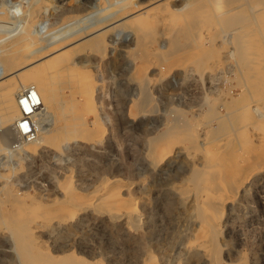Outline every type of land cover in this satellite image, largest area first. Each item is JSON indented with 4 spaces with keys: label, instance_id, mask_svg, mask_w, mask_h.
<instances>
[{
    "label": "rangeland",
    "instance_id": "1",
    "mask_svg": "<svg viewBox=\"0 0 264 264\" xmlns=\"http://www.w3.org/2000/svg\"><path fill=\"white\" fill-rule=\"evenodd\" d=\"M105 1L0 0V17L3 15V17L8 18L7 21L0 22V73L8 69L10 70L9 73H13L19 70L20 67H25L30 63L29 61H18L10 55L12 42L20 34H25L24 36L27 39L29 38L28 41L44 39L46 42L48 41L47 43L57 42L59 38L60 40L63 38L71 39L75 36L84 35L85 38L77 41L76 44H80V42L82 44L87 43V40L93 38L94 35L93 37L92 35L87 37V33H83L85 29L104 21L115 13L116 8L114 4L111 5V0L109 2ZM148 1L130 0V2H138L139 5H145ZM182 1L184 2V0H169V2L165 0L162 3L161 1L157 3L164 6L175 3L177 4L175 6L176 11L180 12L176 13L175 16L167 12L164 25L155 22L152 27L142 31L145 45L150 48H157L159 46L158 41H160L162 33L165 32L166 38L162 45L167 48L173 38L178 35L177 31L186 28L187 19L182 13H187L194 5L191 4L193 3L192 0H188V2L185 0L184 3ZM216 1V5L225 9L228 3L235 0ZM206 2L207 0H201L199 6L204 5L207 7H204L205 11L211 13L213 11L212 7L216 8L215 3L212 6L208 2L207 6ZM180 3L183 5V10ZM186 3L187 7L185 6ZM248 7L255 14L258 10L264 9V2L250 0ZM248 7L246 5L243 10L237 13L238 17H244L245 23L250 22L254 16H251L253 13L249 12L251 9L249 10ZM222 8L220 9L223 10ZM154 12L160 13V9ZM217 13L220 14L219 9ZM220 16V19L230 17V15ZM125 21L122 20L119 24H116V29L108 33L106 41V44H108L107 47H104L103 52L97 50L92 44H86L75 52V61H84L79 65L80 69L89 74L88 79H85L86 82L79 75H75L74 71L68 72L65 75L66 77L51 79L54 87L59 89L57 103V106H59L58 108L54 106V112L58 113L61 108L74 103L77 105V114L80 113L86 118L85 128L87 131L90 130V136L70 131V128L66 126L69 120L62 119L54 125V133L47 138L48 141L56 144L58 148L55 146L47 149L40 146L37 152L28 154L20 148L21 142L23 143L24 140L17 138L14 131L16 124L0 125V216L4 220L10 218L9 212L12 210L13 214L14 206L27 205L36 207V209L41 208V210H38L39 212L35 210L36 212L34 211L35 213L31 215V217L36 218L34 225L41 226L39 233H37V243L52 253L56 244L55 240H58L56 238L60 235L55 234L56 232L53 234V226L51 225H53L54 218L63 213L60 210L62 207L71 208V202L69 204L65 200L67 196L73 193L79 199L76 201L79 205L75 206L74 209L72 208L76 218L85 213L97 215L96 208L99 201L97 199L95 201V197L102 196L105 182L114 179L113 181L117 180L114 189L123 204L119 206L112 202L110 204L112 207L106 209V217L108 216L111 219L112 214L109 215V210L113 211L114 216L119 217L117 220L121 223H119V234H117L119 236L117 247H119L118 250L128 254L131 253L132 256L129 255L132 264L149 261L148 257L157 264H210L209 257L202 253L199 246L200 240L197 236L199 225L195 213L196 209H193L195 204L191 197L188 198L189 194L185 185L191 178V171L186 165V160L183 156L172 153L170 158L163 163L164 165L156 166L152 163V159H149V139L167 132L169 128L165 123H168L179 110H188L187 103L192 99H197V97L202 101L205 100V97L208 99L202 108H199L202 111H209V106H219L222 102H235L239 105H250V102H252L251 105H254L255 99L250 97L257 90L256 86L244 81V76L240 77L241 73L237 74L239 73L237 60L235 56L232 57L233 51L230 53L231 49L233 50L236 46L235 40L240 29L236 27L229 28L231 31L228 32L236 36L234 40L227 43L222 42L221 37L218 38L223 31H226L222 29L221 24H204L201 41H204L203 43L209 47L208 40L215 39L213 40L215 41L213 43L214 47L211 49L212 64L215 71L211 75L210 81L203 80L202 83V80H199L200 94L193 93V86L188 87L189 82L186 81L182 71L175 70L165 75V77H159L156 76L158 70L154 69L147 74L149 77H154L150 89L152 98H154L151 104L152 107L148 108L149 113L148 110L131 112V105H135V102L140 99V89H138L136 83L134 69L139 68L137 66L142 62L140 57L144 50L135 51L131 54L128 52L129 49L135 47V41L139 33L131 27L132 25L130 28L128 24L123 25ZM218 27H221L219 28L220 31ZM166 32L169 34H166ZM34 38L35 40H33ZM170 38L171 40H169ZM216 38L219 40H216ZM180 41L183 42L181 36L179 37ZM7 44L11 46L7 47ZM189 57L188 64L190 65L189 62L193 61V56ZM9 62L11 63L9 64ZM62 67L63 65L57 64L54 68H48V71L52 73ZM84 84H88L93 91L94 106H90L93 110L90 107V110H86L79 103H84V98L81 95V86ZM91 110L95 111L100 117L106 115L110 117V121L107 119L99 126L104 130L102 135L95 134L94 136L97 126L93 122L94 115ZM261 112L264 114V104L261 106ZM251 115L254 117L252 118ZM251 115L250 118L255 124H251L250 119L251 122L249 121V123L251 125L248 124L245 132L246 141H248L245 161L246 189L248 191L247 194L245 191L241 193L234 203L235 206L233 205L232 209L227 211L226 217L228 219L226 218V227L222 233L224 235L221 234L219 239L220 261L223 264H264V118H259L256 113ZM42 116H37L40 119L39 127H45L42 130L47 131L50 123V127H53V119L47 115ZM61 133H64L65 140L57 143V140H59L58 135ZM25 143L27 142L25 141ZM179 178L180 180H177ZM173 186L176 187L177 192L172 189ZM66 192L67 195H65ZM183 197L184 200L181 199ZM127 199L135 200L136 204L134 203L133 206V203L128 202ZM57 202L60 203L57 204ZM59 206L60 208L55 212V215L50 214L49 211L52 208ZM81 206L87 207L88 210H79ZM130 207L138 213V216L140 215L137 220L138 227L135 225L137 221H131L127 214H124L132 210ZM35 214L38 218L33 216ZM49 219L53 220L50 222ZM9 233L10 231L8 232L4 224H1L0 264H21L22 262L17 257L15 248L13 249V239L9 236L11 235ZM87 234V241L89 240L91 243L102 236V233L94 226L87 228ZM142 236L144 237L143 240ZM103 238L105 237L103 236ZM129 238L131 239L127 243L125 240ZM59 241L67 242L68 240L60 238ZM129 244L131 249L133 248L131 252H128L130 251ZM104 246L97 249V259H100L103 264H108L107 255L105 254L111 248ZM185 246L189 248L193 246L194 249L189 250ZM182 248H184V251ZM78 251L77 246H74L71 250L72 253ZM133 251L135 252L132 253Z\"/></svg>",
    "mask_w": 264,
    "mask_h": 264
},
{
    "label": "bare ground",
    "instance_id": "2",
    "mask_svg": "<svg viewBox=\"0 0 264 264\" xmlns=\"http://www.w3.org/2000/svg\"><path fill=\"white\" fill-rule=\"evenodd\" d=\"M106 1L109 2L110 0ZM160 1L162 3V1L165 0H149L145 5H139L138 2H130V0H111V5L113 6L114 4L116 8L115 13L110 15V17L104 21L85 29L83 33H87V37L91 35L92 37L94 35V37L91 39L89 38L85 44L80 42L81 45L76 43L77 41L85 38L84 35H79L78 37L75 36L71 39H64L62 37V40L59 38L57 42L53 40V43H47L48 41L46 42L44 39L35 40V38L33 39L35 41H28L29 38L27 39L26 36H24L25 34H20V36H18V38L14 39L12 42L13 45L10 49V55H12L18 61H29L30 63H27L28 65L25 67H20L21 69L19 68V70H16L13 73H9V69L5 70L3 73H0V125H6L9 123L13 125L17 124L21 118L19 96L25 90L32 87L38 91L42 104V106L39 108L37 116L47 115L49 118H52L53 127H50L51 123L49 124L50 126L48 125L49 127L47 126L49 128L47 131L42 130V128L45 127H38L37 135L34 140L28 141L25 139L23 143L21 142V145H24L22 147L20 145V148L22 151H24V153L33 154L38 151V147L40 146L41 148L47 149L48 147L53 148L55 146L58 148L56 144L48 141L47 138L52 133H54V125L62 119H65L66 121L69 120L66 126L70 128V131L81 133L85 136H90V130L87 131L85 128L86 118L80 113L77 114V105L74 103L61 108L58 113H56V111L54 112V106H57L58 103L59 89L54 87L53 83H51V79L66 77L65 75H67L68 72L70 73V71H74L75 75H79L81 79L86 82L85 79H88L89 74L88 72L82 71L80 69L79 65L84 63V61L76 62L74 59L75 52L86 44H92L97 50L103 52L104 47H107L108 44H106L108 33L111 32V30H115L116 24H119V22L122 20H126L123 25L128 24L129 28L132 25L131 27H133L139 33L135 41V47L133 49H129L128 52L131 54L135 51L144 50L140 57L142 62L139 66H137V68H139L134 69L135 74L132 73L136 76V83L138 84V89H140V99L135 102V105H131V112H144L151 106L154 97L152 98L150 89L151 82L154 80V77H149L147 74L154 69L158 70L159 74L156 72V76L159 77H165V75L175 70L182 71L186 81L189 82L188 87L193 86V93L200 94L199 80H202V83L203 80L210 81L211 75L215 71V68L212 64L213 55L211 53V49L214 47L213 43L215 42L213 40L215 39L212 40L211 38V40L209 39L210 41L208 40L207 43H209V47L203 43L204 41H201V35L204 31L202 28L204 27V24H221L222 29L226 30L227 32L222 30L223 33L221 32L222 34H220L221 36L218 38L220 39L221 37L222 42L224 41L227 43L228 41L234 40L236 36L228 32L230 30L229 28H239L240 31L238 37H236L235 40L236 46L233 50L231 49L230 53L233 51V55H230H232V57L235 56L237 60V66L239 69L238 70L236 68L239 71L237 74L239 75L241 73L242 75H240V77L244 76V81L256 86L257 90H255L254 95L250 97L255 99L254 105H251V99L248 98L250 99V105H239L235 102H222L219 106H209V111H202L199 108H202L208 99L205 97V100L202 101L197 97L198 101L195 98L187 103L188 110H179V112H176L175 116H173V118L168 123H165L169 128L168 131L166 130L167 132H163V134L160 133L161 135L159 134L156 135V137L149 139V155L151 157H149V159H152V163L156 166L166 162L172 153L181 155L186 160V165L189 171H191V178H189L185 185L189 194L188 198L191 197L195 204L193 209H196L195 213L197 214L196 218L198 219L199 230L197 236L200 240V249L205 256L209 257L210 264H223L220 261L221 248L219 246V239L221 234L224 232V228L226 227L225 222L227 218V211L232 209L236 199L241 193H244L245 191L247 194L248 191L246 189L247 176L245 167L248 141H246L245 132L248 124H253V120L250 118L252 113H256L259 118H264V114L261 112V106L264 104V9L258 11L256 10L257 12L254 14L252 9L248 7V2L250 0L231 1L228 3L225 9L216 5V0H207L206 5L208 2H210L212 6H214V3L216 6V8L212 7L213 11L210 13V11H205V8L207 7L204 5L199 6L201 0H192L193 3H189L193 4L194 7L191 10H188L187 13H182V15L187 19L186 28L180 29L178 31L175 29L178 35L173 38V40L170 42L171 44L167 48L166 46L162 45L166 38L165 32L163 31L164 33H162L163 35L160 38V41H158L159 46L157 48H150L148 45L144 44V35L142 34V31L152 27L155 22L160 25H164L167 12L174 16L176 13L180 12L176 11L175 9L177 4L171 3L169 6L157 4ZM166 1L169 2V0ZM184 2L186 1L184 0ZM261 2H264V0H261ZM246 5L249 10L251 9L249 12L253 13L251 16L254 15L252 20L247 23L244 22V17L237 16V13H239L240 10H243ZM185 6L187 7V3ZM180 7H182L183 10V5ZM159 9L160 13L154 12L155 10ZM218 9L220 14L217 13ZM244 12L243 15L245 14ZM220 15H230V17L220 19ZM7 20L8 18L3 17V15L0 17V22H5ZM221 27H218V29ZM172 30L174 31V29ZM220 30L221 29H219V31ZM167 33L168 32H166V34ZM180 36L183 38V42H179ZM171 38L169 40H171ZM219 39L216 38V40ZM9 46L11 45H8L7 47ZM189 56H193V61L189 62L190 65L188 64V59L190 58ZM10 63L11 62H9V64ZM57 64H61L63 67L50 73L48 68H54ZM242 86L244 85L242 84ZM81 87V95L84 98V103H79L87 110L90 106H94L92 99L93 91L88 84H84ZM250 94L252 95V93ZM58 106L56 108H58ZM90 109L93 110L91 107ZM92 112L94 115L93 122L97 126L94 136L95 134L102 135L104 130L99 126H101L107 119L110 121V117L108 115L100 117L95 113V111ZM250 119L252 121L251 124L249 123ZM38 121L40 124L39 118ZM58 139L59 140H57V143L59 141H64V133L59 134ZM25 141L27 143H25ZM113 180L105 182V184L103 182L102 185L104 184L105 187L103 188L104 192L102 196L95 197V201L96 199L99 201L97 202L98 205L96 210L100 215H96L94 213H85L83 215L80 214L81 216L76 218L72 208L74 209L75 206L79 205V203L76 202L79 199L73 193L67 196L65 200H67L68 203L71 202V204L69 203L71 208L62 207L60 210L63 213L54 218L56 221L49 219L50 222L53 220V225H51L53 226V234L56 232L55 234L60 235V237L56 238L58 240H55L56 244L52 253L45 250L44 247L37 243V233H39L41 226L34 225V220H36V218L31 217V215L36 211L39 212L38 210H41V208L37 207L39 209H36V207H30L22 204V207L14 206L13 214L11 212L12 210L10 211L11 213L9 212L10 218L4 220L0 216V225L4 224V227H6L8 232L10 231L9 234L11 235L9 236H11L13 239V249L15 248L16 251H14L17 252L16 254L21 260V264H103L100 259H97V249L104 246V244V247L111 248L110 250H107V253L105 254L107 255L108 264H132V259L130 260L131 253H129V255L122 250H118L119 247H117L119 245V236L117 234H119V223H121L117 220L119 217L114 216L113 211L110 210L108 211L109 215L112 214L113 216L111 215V219L108 216L106 217V209H110L112 207L110 205L112 202L119 206L123 204L120 197L117 195L118 193L114 189L116 187L117 180ZM177 180H180V178ZM180 188H182V186H180ZM172 189L175 191L177 190L174 186ZM67 192L65 195L68 194ZM179 196L181 195L179 194ZM184 197L181 199L184 200ZM129 201L132 202L134 206L135 200H128V202ZM58 203L60 202H57V204ZM43 207L45 208L46 206ZM59 208L60 206L52 208L49 211L50 214L55 215V212H57ZM79 210L86 211L88 209L87 207L81 206ZM124 214H127V217L131 219V221H137L138 217L140 216H138V213L133 209ZM33 216L37 217L36 214ZM135 223L134 224L138 227V221ZM44 224L47 225L46 223ZM91 226H94V228L102 233L101 238L95 239L93 243L89 242V240L87 241V228ZM103 236L105 238H103ZM60 238L67 239L68 241L60 242ZM131 238L125 241L128 243ZM141 238L143 240L144 237L142 236ZM74 246H77L79 251L72 253L71 250ZM128 247L130 248V251L128 252H131L133 248L131 249L130 244ZM185 248L189 247L185 246ZM192 248L193 246L189 248V250ZM182 249L184 251V248ZM195 249L197 248L195 247ZM134 252L135 251L132 253ZM148 258L150 259H148L149 261L140 263L157 264L154 262V260H151L150 257Z\"/></svg>",
    "mask_w": 264,
    "mask_h": 264
},
{
    "label": "built area",
    "instance_id": "3",
    "mask_svg": "<svg viewBox=\"0 0 264 264\" xmlns=\"http://www.w3.org/2000/svg\"><path fill=\"white\" fill-rule=\"evenodd\" d=\"M19 106L21 118L14 127L15 134L21 140H34L40 125L37 113L42 106L38 91L32 87L25 90L19 96Z\"/></svg>",
    "mask_w": 264,
    "mask_h": 264
}]
</instances>
